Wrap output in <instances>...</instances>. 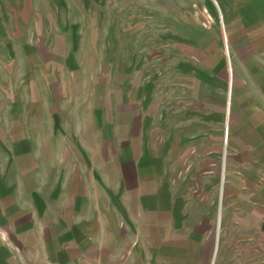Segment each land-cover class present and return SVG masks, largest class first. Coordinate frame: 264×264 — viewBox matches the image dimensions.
<instances>
[{
  "label": "crops",
  "instance_id": "1",
  "mask_svg": "<svg viewBox=\"0 0 264 264\" xmlns=\"http://www.w3.org/2000/svg\"><path fill=\"white\" fill-rule=\"evenodd\" d=\"M66 1L74 7V17L83 12L80 16L89 14L91 22L97 21L85 6L88 0H0V91L6 96L15 92L6 84L17 82L19 71L34 88L27 99V171L16 177H76L72 188L33 192L26 205L0 200L1 263L18 255L22 264H258L259 238L253 232L258 223L232 222L235 209L224 204L214 216L209 185L217 177H242L244 170L237 166L260 165L261 155L257 157L254 150L264 151V141L259 148L253 143L264 140V0H150L154 16H144L156 24L154 32L163 28L157 23L166 18L171 38L179 37V24L185 27L184 36L193 39L192 50L194 39H209L214 26L229 43L231 76L228 87L224 79L219 110L213 111L210 78L204 73L191 77L194 67L189 69V63L184 78L155 79V86H166L155 100L149 82L134 90L130 79L99 76L110 64L105 67L99 61V31L62 27ZM49 20L56 21L59 29H46L42 22ZM74 36L91 39L90 50L80 51L88 54L90 61L85 63L98 73L84 81L95 90L90 102L99 100L100 86L108 93L105 109L91 105V113L85 119L75 116L66 130L58 104L67 83L50 71L80 68L75 57L69 61L64 56L79 54V47L72 48ZM52 38L66 42L69 38L70 46ZM176 47L171 53H178ZM110 52L114 50L108 47L106 53ZM37 67L47 71L41 81L47 87L42 100L35 97L40 84L33 75ZM176 67L175 71L183 69L178 63ZM221 68L226 74L225 65ZM67 95L72 98V92ZM168 95L172 101L195 100L198 109L191 100L194 108L185 113L175 108L165 112L158 105ZM3 116L10 121L11 133H18L20 113ZM230 117L235 135H250L251 143L234 140L227 152ZM216 118L218 124L212 120ZM59 122L58 131L73 133L76 139L64 142L74 154L72 161L61 152L53 163L44 151L42 161L35 162L41 156L35 158L36 149H54L45 138L42 147H35V135L51 133V125ZM184 132L188 136L180 140ZM0 149L6 147L0 143Z\"/></svg>",
  "mask_w": 264,
  "mask_h": 264
},
{
  "label": "rangeland",
  "instance_id": "2",
  "mask_svg": "<svg viewBox=\"0 0 264 264\" xmlns=\"http://www.w3.org/2000/svg\"><path fill=\"white\" fill-rule=\"evenodd\" d=\"M85 3V1L83 0ZM88 5L85 6L90 10L93 19L97 15V21L91 22L89 14L83 16V12H77L76 17H74V7L70 6V2H65V8L61 11L63 16L62 27H67L70 30L72 28L81 30H90L91 27L98 29V45L97 49L99 52V61L103 62L102 65L109 68H103L99 71V76L107 78H114L117 81H122L130 79L132 81V88L137 90L139 84H144L149 82L152 88V99L155 100L156 95L162 92V89H166L160 85L155 86V79L159 80L161 78L174 77L176 79H181L186 76V63H189V69L194 67L191 72V77L198 78L205 76L210 78L211 82V109L219 110L220 99L225 96V84L224 79L227 77L226 86L228 87V78L231 76V65H230V47L229 43L221 36L218 28L215 26L212 28V36L209 39H194L196 42V47L192 50L191 42L193 39H187L184 34L185 27L179 24V37H170L168 33L170 29V20L163 18L161 23L158 22L157 25L162 26L157 28V32H154V22L146 20L144 15L154 16V2L150 0H92V3L88 0ZM92 4V5H90ZM215 5V3H214ZM82 9L84 5L81 6ZM80 5L78 8H80ZM216 7V6H215ZM57 11V10H56ZM60 12V13H61ZM76 12V11H75ZM85 12V11H84ZM86 13V12H85ZM88 13V12H87ZM218 23L220 22L219 12L216 10ZM143 16V20H141ZM81 17L83 21L81 23ZM198 19V17H197ZM43 26L48 30H58L59 25L56 21L49 20L42 22ZM93 25V26H92ZM220 25V24H219ZM79 26V27H77ZM111 26V27H110ZM68 30V29H67ZM199 31V30H198ZM147 33L150 36L142 37V34ZM155 33H159L160 36L155 37ZM57 41H65L64 38H52ZM69 42H66V46H70L71 39L67 38ZM72 48L79 47V54L74 53L64 54L65 57L69 58V61L76 60L77 64L80 66L77 70H51V73H55L57 77L66 84L63 88L61 95L59 96V111L61 113L62 129H69L70 122L77 118L81 119L87 117L91 113V94L95 93V90L90 89L92 87L85 86L84 81L90 80V77L97 76L95 68H89L85 61H90L86 58L85 52L80 53V51L90 50V41L88 37H72ZM189 43H188V42ZM108 43V44H107ZM199 44V45H198ZM109 45V46H108ZM178 45V47H176ZM190 45V46H188ZM114 50V53H106L108 50ZM130 47V48H129ZM172 47L178 49V53H171ZM176 48H173L174 51ZM192 51V52H190ZM112 62V63H111ZM182 67L179 71L176 70V66ZM173 64V65H171ZM192 64L194 66H192ZM225 65L227 71L226 74L221 68V65ZM95 67V65H94ZM184 72V74L182 73ZM47 73L46 70L38 68L33 70V75L37 84L35 87V97L42 100L44 92H46V85L42 84V77ZM51 78V77H50ZM78 79V80H77ZM17 82L12 85H5V90L8 88L13 93H8L6 96L0 91V99H4V102L0 101V143L6 147V149H0V200L5 204L14 203L18 205H26L28 200L32 195L38 193L42 190L50 191L60 189V187L69 189L75 186L76 177H16L17 173H26L27 171V152L25 150L27 145V99L34 93V88H30L24 81L22 72L19 71V76ZM75 81V82H74ZM80 81V82H79ZM7 87V88H6ZM67 87V88H66ZM226 87V88H227ZM58 89V88H57ZM108 89V88H107ZM105 87L99 88V100L93 105L98 109L103 110L106 108L105 96L108 91ZM170 90V87H167ZM181 87H179V90ZM18 90V94L16 93ZM158 90V91H157ZM176 93V88L173 89ZM9 91V90H8ZM72 92V98L66 94ZM181 92V91H180ZM169 94V93H168ZM21 95V96H19ZM64 96V97H61ZM11 98V99H10ZM192 100V99H191ZM191 100H176L175 97L173 101L170 95L166 96L163 100L162 105H158L159 109L168 112L170 109H178L185 113L188 109L191 110L193 104ZM193 102L195 100H192ZM195 110L198 109L197 102L195 101ZM223 103V102H222ZM41 110L43 108V102L40 101ZM179 105V106H177ZM95 108H92L93 110ZM57 109V108H56ZM10 111H17L20 113L19 123L17 124L18 133H11V124L7 117L3 116V113H8ZM42 115V114H41ZM181 119V118H180ZM218 124V118L212 119ZM234 121L230 117L227 125V152H229L230 143L234 140L243 141L250 145V135H235L234 127L230 126L231 121ZM196 121V120H195ZM186 118H183L182 125L185 127ZM190 122V119H189ZM72 123V122H71ZM40 124H42V119H40ZM58 124V123H57ZM54 127V123L51 125V133L43 135L42 133L35 135V147H42V141H46V145L50 143L53 146V150H38L34 151V156L39 160L35 161L40 163L42 161V155L45 151L49 160H56L63 155L68 154L67 159L71 160L74 157L73 152L70 148L65 146L64 142L68 144L69 141L76 140L74 135L71 133H60L59 124ZM214 124V123H212ZM71 126H74L73 124ZM224 128V127H223ZM74 129V128H71ZM264 129V126L262 127ZM188 136L185 132L179 137L186 138ZM264 136V135H263ZM182 137V138H181ZM86 138L83 135V139ZM39 139V140H38ZM80 140V139H79ZM241 140V141H240ZM78 141V138H77ZM262 139L258 143L254 142L253 145L262 146ZM62 143L63 149L60 150V145ZM224 143V142H223ZM225 144V143H224ZM66 147V149H65ZM223 148V147H222ZM256 156H260L258 162L260 165L255 167L250 166H237L240 170H244L241 175L242 177H217L213 179L209 185V198L210 204L213 207L214 216L220 210L221 205L229 206L235 209L232 214L233 221H253L258 223V230H253L256 236L259 238V249H258V264H264V151L262 149H256ZM223 152V150H222ZM73 154V156H71ZM256 157V160H257ZM32 161V160H31ZM72 161V160H71ZM53 162V161H52ZM51 162V163H52ZM53 162V163H54ZM47 166V170L49 169ZM88 180L87 177H83V181ZM62 184V185H60ZM35 192V193H33ZM33 193V194H32ZM222 202V204H221ZM215 221V219H214ZM218 222V219L216 220ZM249 247V246H248ZM247 254V253H246ZM10 256L9 260L5 264H22L18 255ZM18 259V260H17ZM0 264L1 257H0Z\"/></svg>",
  "mask_w": 264,
  "mask_h": 264
},
{
  "label": "bare ground",
  "instance_id": "3",
  "mask_svg": "<svg viewBox=\"0 0 264 264\" xmlns=\"http://www.w3.org/2000/svg\"><path fill=\"white\" fill-rule=\"evenodd\" d=\"M225 33V32H224ZM229 111V110H228Z\"/></svg>",
  "mask_w": 264,
  "mask_h": 264
}]
</instances>
